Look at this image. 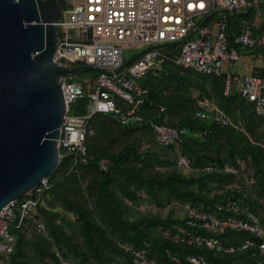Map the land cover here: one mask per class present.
<instances>
[{"label":"trees","instance_id":"16d2710c","mask_svg":"<svg viewBox=\"0 0 264 264\" xmlns=\"http://www.w3.org/2000/svg\"><path fill=\"white\" fill-rule=\"evenodd\" d=\"M249 1L258 4L260 16L257 17L253 7L230 14L231 33L238 34L245 23L255 34L264 32V0ZM59 4L65 8L60 0ZM158 48L167 59L159 73L148 75L140 82L148 90L147 102L141 107L143 121L122 124L111 114H95L89 119L85 154L74 155L60 150L58 167L48 180L49 189L25 223L10 229L14 237L13 250L0 258L1 264H61L53 247L60 250V255L67 261H70L67 251L75 252V249L82 253L80 258L85 261L88 256L83 250L87 248L97 264H112V259L103 254L102 245L123 258L125 264H135L132 252L139 249L146 251L149 264H187V257L193 255L202 256L209 264H264V256L256 251L216 253L203 245L198 246L191 239L198 233L205 235L203 231L189 228L185 217L161 216L158 212L160 205L173 200L181 205L213 211L218 202L231 198L239 214L234 210L222 211L218 213L219 217L241 218L251 212L263 225L258 199L252 197L256 182L250 176L244 179L243 161L252 166L259 179L258 191L264 192V145L260 143L264 139V120L255 114L251 104L241 101L236 90L228 97L223 96L221 77L203 76L176 66L173 60L179 55L177 44ZM259 54L264 57V51ZM88 73L87 80L90 81L87 82L74 76L85 93L91 91L96 77V72ZM198 100L212 102L243 131L232 125L221 126L213 114L207 119L195 118ZM149 102L163 106L165 111L159 112ZM86 105V98L77 100L70 105V112L84 114ZM163 120L183 130L177 145L164 148L157 143L151 123ZM112 125L118 134L111 144L103 146L99 140L106 134L113 136ZM215 133L225 134L227 157H214L208 152L197 154L190 137L196 141L213 140ZM132 135L153 139L158 149L154 159L148 151L139 150L140 144L137 147L125 145ZM179 155L190 160L188 172L177 167ZM102 159L109 161L106 170L99 167L98 162ZM207 164L220 169L234 167L237 172L203 173L196 170ZM84 175L89 180V189L96 194L94 209L85 201L76 200L67 185ZM143 204L147 208L140 210ZM37 221L44 223L48 238L37 233ZM75 224L79 226L77 235L81 238L78 244L63 228ZM216 237L224 245L234 246L250 238L246 232L230 229L222 230ZM260 241L264 238L257 240Z\"/></svg>","mask_w":264,"mask_h":264},{"label":"built area","instance_id":"2783aa9c","mask_svg":"<svg viewBox=\"0 0 264 264\" xmlns=\"http://www.w3.org/2000/svg\"><path fill=\"white\" fill-rule=\"evenodd\" d=\"M60 1L65 8H61V18L54 23L59 40L52 60L67 68L93 66L100 71L96 72L88 93L83 91L81 82L74 80V75H69L62 83L66 113L58 140L59 152L65 150L74 155L85 154L88 121L95 114H111L122 124L142 122L141 107L147 102L148 90L140 82L162 70V63L167 58L158 47L167 44L179 47V55L173 60L176 66L203 76L221 77L223 96L228 97L236 90L241 101L251 104L255 114L264 120V57L259 54L264 51V32L253 33L248 23L238 34L231 33L229 29L230 14L253 7L257 17L260 16L257 3L249 0ZM142 46L146 48L125 61V48L138 49ZM245 53H252L253 59L259 56L261 65L251 68L249 73H235L225 68L239 61ZM87 81L90 80H83ZM83 98L87 99L85 113H71L70 105ZM148 104L157 107L159 112L165 111L163 106L153 102ZM122 106L127 108L123 110ZM211 114L221 126L232 125L243 131L212 102H196L195 118L207 119ZM166 122L151 123L157 143L164 148L177 145L183 131ZM98 164L106 170L109 161L102 159ZM176 165L183 171H189L191 167L190 160L183 155L178 156ZM196 170L203 173L237 172L234 167L220 169L211 164ZM49 187V182L44 180L0 211V258L13 250L14 237L10 229H17L25 223ZM175 204L181 208L186 225L205 234H196L191 242L216 253L252 250L264 256V241L257 242L264 238V227L256 214L247 212L241 218L218 216L222 211L234 210L238 213L231 198L218 202L213 211ZM35 228L42 236L47 233L41 221L36 222ZM226 229L246 232L250 238L239 245H224L216 234ZM55 255L61 264H69L59 251ZM132 255L135 264H149L144 249L135 250ZM187 264L209 263L202 256L193 255L187 257Z\"/></svg>","mask_w":264,"mask_h":264},{"label":"water","instance_id":"95a60500","mask_svg":"<svg viewBox=\"0 0 264 264\" xmlns=\"http://www.w3.org/2000/svg\"><path fill=\"white\" fill-rule=\"evenodd\" d=\"M60 18L59 0H0V211L58 167L64 80L100 71L52 60Z\"/></svg>","mask_w":264,"mask_h":264},{"label":"rangeland","instance_id":"374dc122","mask_svg":"<svg viewBox=\"0 0 264 264\" xmlns=\"http://www.w3.org/2000/svg\"><path fill=\"white\" fill-rule=\"evenodd\" d=\"M263 19V17H261V20ZM146 46H142L138 49H130V48H125L124 49V59L125 61H129L130 59H132L139 51L145 49ZM259 66L261 65V58L259 56H256L254 59L251 57V55L249 54H245V55H241L239 61L233 63L231 66H225V68H229L231 69L233 72L237 73V72H243V73H249L251 71L252 66ZM88 72L82 73L81 74H77L74 75L76 78L80 79V80H84L88 78ZM210 91V90H209ZM246 107H248V105L246 104ZM112 135L113 136H109L108 134H106V136L104 138H100V143L103 146L109 145L111 144V141H113V139L115 138L114 136H116L118 134V130L115 128V126H111L110 127ZM143 135V134H142ZM137 135H132L130 136V141L128 143H125V145L129 144L130 146H135L137 147L139 144V150L140 151H148L150 153V158L154 159V153H156L158 151L157 149V145L155 144V142L153 141V139L151 137H141L144 139H140L139 137H136ZM190 139L192 140L191 143H193L194 147H195V151L197 152V154L202 155L205 152L211 153L214 157H220V158H226L227 157V139L225 134L223 133H215L213 140L212 138L207 140V139H199L198 141H196L194 138V140L190 137ZM203 141V142H202ZM142 142V143H141ZM260 143L262 145H264V139L260 140ZM115 147L112 145V149H114ZM139 151V153H140ZM130 154L132 152L128 151ZM243 167L244 169L242 170L243 172V176L244 179L246 180L248 176H250V178H252L253 180H255L256 184L253 188V192H252V197L253 198H257L258 199V203L260 206H258V210L263 218V227H264V192L260 193V191H258L259 188V184H258V176L255 174L253 168L251 165H248V163H245V161H243ZM184 172H188V171H184ZM264 179V178H263ZM88 182L89 180L87 179V176L84 175V177H80V179L78 181H74L72 183H67V185L69 187H71V192L75 195V199L78 201H85L90 207L92 206V208L94 209V204H95V192L92 191V189H89L88 187ZM174 201V200H173ZM171 201L169 204H164L163 206L160 205V207H158V212L160 213L161 216H166V215H170L173 217H182V212H181V208H179L178 206H176L175 202ZM147 206L146 205H141L140 206V210L146 209ZM154 213V212H153ZM134 217H138L137 215H132ZM64 226V225H63ZM65 233H67L66 235L69 236L70 238L73 237L74 242H76L78 244V242H80V237L77 235V232L79 230V226L77 224H75L73 227H63ZM47 233L45 234V237L47 238ZM65 247V246H64ZM101 250H103V254L106 257H110L112 259V264H125L123 258L118 257L115 253H113L112 250L105 248L103 245L100 247ZM66 249V248H65ZM88 249L86 248V250L84 249L83 251L85 252V254L88 256V258L83 261L82 258V253H80L78 251V249H75V252H68V256L71 262L70 264H88L89 262L93 263V264H97L96 260L94 259L93 255L91 253H89L87 251ZM53 252L56 251H60L57 250L53 247L52 249ZM60 253V252H59ZM81 256V258H80ZM65 260V259H63ZM67 261V260H66ZM67 261V262H68ZM68 262V263H69ZM260 264V262H259Z\"/></svg>","mask_w":264,"mask_h":264},{"label":"crops","instance_id":"0c3cea01","mask_svg":"<svg viewBox=\"0 0 264 264\" xmlns=\"http://www.w3.org/2000/svg\"><path fill=\"white\" fill-rule=\"evenodd\" d=\"M257 66H258V65H257ZM255 67H256L255 65L252 66V68H255ZM255 70H256V69H254V71H255Z\"/></svg>","mask_w":264,"mask_h":264}]
</instances>
